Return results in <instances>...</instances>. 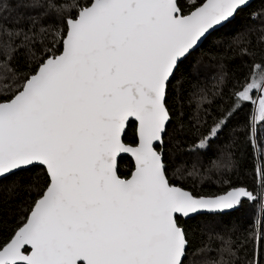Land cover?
<instances>
[{
  "label": "snow or ice",
  "instance_id": "obj_1",
  "mask_svg": "<svg viewBox=\"0 0 264 264\" xmlns=\"http://www.w3.org/2000/svg\"><path fill=\"white\" fill-rule=\"evenodd\" d=\"M0 264H264V0H0Z\"/></svg>",
  "mask_w": 264,
  "mask_h": 264
},
{
  "label": "trees",
  "instance_id": "obj_2",
  "mask_svg": "<svg viewBox=\"0 0 264 264\" xmlns=\"http://www.w3.org/2000/svg\"><path fill=\"white\" fill-rule=\"evenodd\" d=\"M121 164H122V169H123L124 161H122Z\"/></svg>",
  "mask_w": 264,
  "mask_h": 264
}]
</instances>
